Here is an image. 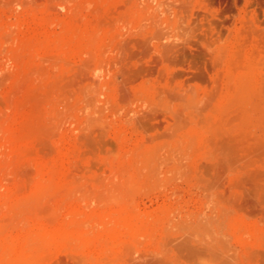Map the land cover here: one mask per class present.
I'll return each mask as SVG.
<instances>
[{"label":"rangeland","instance_id":"rangeland-1","mask_svg":"<svg viewBox=\"0 0 264 264\" xmlns=\"http://www.w3.org/2000/svg\"><path fill=\"white\" fill-rule=\"evenodd\" d=\"M0 264H264V0H0Z\"/></svg>","mask_w":264,"mask_h":264},{"label":"bare ground","instance_id":"bare-ground-1","mask_svg":"<svg viewBox=\"0 0 264 264\" xmlns=\"http://www.w3.org/2000/svg\"><path fill=\"white\" fill-rule=\"evenodd\" d=\"M27 238V237H26ZM3 260V259H2Z\"/></svg>","mask_w":264,"mask_h":264}]
</instances>
